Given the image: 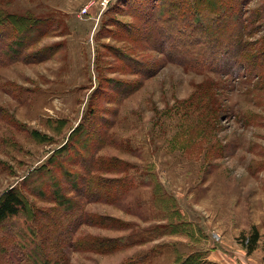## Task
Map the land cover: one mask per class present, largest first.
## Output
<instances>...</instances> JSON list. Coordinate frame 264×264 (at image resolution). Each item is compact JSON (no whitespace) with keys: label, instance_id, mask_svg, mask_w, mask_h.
Wrapping results in <instances>:
<instances>
[{"label":"rangeland","instance_id":"1","mask_svg":"<svg viewBox=\"0 0 264 264\" xmlns=\"http://www.w3.org/2000/svg\"><path fill=\"white\" fill-rule=\"evenodd\" d=\"M233 1L246 30L234 55L258 54L264 0L214 6ZM196 13L194 0H0V197L94 109L96 130L108 126L102 176L151 184L86 204L99 218L74 233L69 264H264V75L214 61L188 27Z\"/></svg>","mask_w":264,"mask_h":264},{"label":"trees","instance_id":"2","mask_svg":"<svg viewBox=\"0 0 264 264\" xmlns=\"http://www.w3.org/2000/svg\"><path fill=\"white\" fill-rule=\"evenodd\" d=\"M216 1L194 0L199 12L196 14L204 16L195 17L188 27L200 30V36L207 42L208 53H212L210 57L213 56L214 61L217 57L222 67L230 64L233 57L234 61L243 62L250 71L264 75V44H261L258 54L247 53L244 57L240 49L234 55L233 49L242 46L245 23H242L240 14L234 13L235 1L220 13L214 6ZM254 19L258 23L257 29L264 27V15L253 17V22ZM201 20L203 22L198 24ZM249 25V30H253V24ZM228 27L233 28L230 38L228 42H223L219 39V33ZM262 40L264 42V38ZM216 41H221V46L226 48L218 52V48L214 47ZM229 45H233V48H228ZM207 58L209 55L205 54L204 61ZM215 65L217 63L212 67ZM97 115L95 109L90 111L87 120L83 119L72 131L69 141L47 162L29 173L22 189L12 187L0 197V264H69L68 250H78L81 244L73 242L74 233L81 225L95 224V219L99 218L84 211L86 204L114 203L132 186L151 185L146 175L132 174L119 179L102 176L112 170L108 169V160L98 154L107 145L109 137L107 123L105 128L96 130L94 127ZM30 198L51 206L38 207ZM259 239L257 228L252 227L250 235L242 240L248 253L256 249ZM245 240L248 242L245 243ZM95 241L90 246L98 244ZM102 244H98V247ZM197 258L195 254H190L176 264H204L196 261Z\"/></svg>","mask_w":264,"mask_h":264},{"label":"built area","instance_id":"3","mask_svg":"<svg viewBox=\"0 0 264 264\" xmlns=\"http://www.w3.org/2000/svg\"><path fill=\"white\" fill-rule=\"evenodd\" d=\"M86 11H87V9L84 10V12H86ZM84 12H83V13H84ZM247 242H248V240H245V243H247Z\"/></svg>","mask_w":264,"mask_h":264},{"label":"crops","instance_id":"4","mask_svg":"<svg viewBox=\"0 0 264 264\" xmlns=\"http://www.w3.org/2000/svg\"><path fill=\"white\" fill-rule=\"evenodd\" d=\"M217 259H218V258H217ZM217 259H216V260H217ZM218 261H219V259H218ZM232 264H233V263H232ZM239 264H240V263H239Z\"/></svg>","mask_w":264,"mask_h":264}]
</instances>
